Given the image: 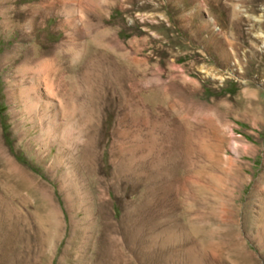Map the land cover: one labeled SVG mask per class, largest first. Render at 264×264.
I'll use <instances>...</instances> for the list:
<instances>
[{"label":"rangeland","instance_id":"obj_1","mask_svg":"<svg viewBox=\"0 0 264 264\" xmlns=\"http://www.w3.org/2000/svg\"><path fill=\"white\" fill-rule=\"evenodd\" d=\"M0 264H264V0H0Z\"/></svg>","mask_w":264,"mask_h":264}]
</instances>
